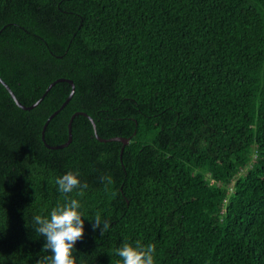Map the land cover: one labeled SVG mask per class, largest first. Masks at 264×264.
<instances>
[{"label": "trees", "instance_id": "16d2710c", "mask_svg": "<svg viewBox=\"0 0 264 264\" xmlns=\"http://www.w3.org/2000/svg\"><path fill=\"white\" fill-rule=\"evenodd\" d=\"M0 78L43 95L0 83V264L48 255L33 217L77 169L78 264H264V0H0Z\"/></svg>", "mask_w": 264, "mask_h": 264}, {"label": "clouds", "instance_id": "9594fccd", "mask_svg": "<svg viewBox=\"0 0 264 264\" xmlns=\"http://www.w3.org/2000/svg\"><path fill=\"white\" fill-rule=\"evenodd\" d=\"M101 179L106 190L113 183L109 176ZM55 184L57 190L65 197V202L53 207L48 216L33 217L36 226L34 231L46 238L43 251L48 253L37 261V264H78L73 253L76 250L75 245L84 236L85 216L81 211V200L76 197H83L89 185L81 181L78 169L57 177ZM72 193H75V196H69ZM92 220L93 229H100L102 234L109 231L110 221L103 219L100 213H96ZM116 255L121 258L120 264H156V245L125 241L116 249Z\"/></svg>", "mask_w": 264, "mask_h": 264}, {"label": "water", "instance_id": "95a60500", "mask_svg": "<svg viewBox=\"0 0 264 264\" xmlns=\"http://www.w3.org/2000/svg\"><path fill=\"white\" fill-rule=\"evenodd\" d=\"M56 81H67L70 85H71V90L68 94V96L66 97V99L64 100V102L60 105V107L55 110L53 113H51L46 122L44 123L43 125V128H42V135L44 134V128L47 124V122L49 121V119H51L58 111L59 109H61L69 100L70 98L72 97L73 93H74V90H75V86H74V82L73 80L71 79H68V78H58L56 79L55 81H53L52 83H50L47 87H46V90L44 92V94L50 89V87L56 82ZM0 83L8 90V92L10 93L11 97L13 98V100L15 101L16 105H18L19 107H21L22 109H30L32 108L33 106H35L39 101L40 99H42L43 95L40 97L39 100H37L36 102H34L32 105L30 106H26V105H23L19 102V100L16 98V96L14 95V93L12 92V90L10 89V87L5 83V81H3L1 78H0ZM77 112H75L74 114H72L71 116V119L68 123V131H69V139L63 143V144H59V145H56V146H53L54 148H59V147H63L65 145H67L70 141H71V122H72V119L74 117V115L76 114ZM95 128V127H94ZM95 130V135H96V138L100 141H106V140H118L120 142H122V147H121V153L120 155H122V152H123V148H124V145L127 144L129 142V138H124V137H120V136H115V137H111V138H108V139H105V138H102L100 137L97 132H96V129ZM44 138V137H43Z\"/></svg>", "mask_w": 264, "mask_h": 264}]
</instances>
